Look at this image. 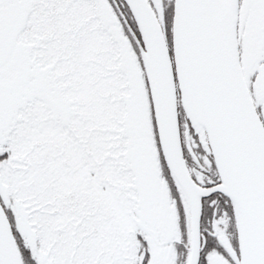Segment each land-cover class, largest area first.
I'll list each match as a JSON object with an SVG mask.
<instances>
[{
    "label": "snow or ice",
    "instance_id": "obj_1",
    "mask_svg": "<svg viewBox=\"0 0 264 264\" xmlns=\"http://www.w3.org/2000/svg\"><path fill=\"white\" fill-rule=\"evenodd\" d=\"M0 264H264V0H0Z\"/></svg>",
    "mask_w": 264,
    "mask_h": 264
}]
</instances>
